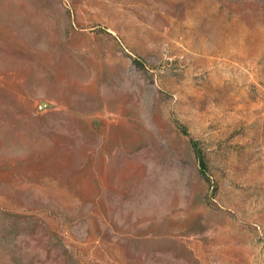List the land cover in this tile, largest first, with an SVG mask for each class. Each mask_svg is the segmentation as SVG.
<instances>
[{"label":"rangeland","instance_id":"obj_1","mask_svg":"<svg viewBox=\"0 0 264 264\" xmlns=\"http://www.w3.org/2000/svg\"><path fill=\"white\" fill-rule=\"evenodd\" d=\"M0 264H264V0H0Z\"/></svg>","mask_w":264,"mask_h":264},{"label":"trees","instance_id":"obj_2","mask_svg":"<svg viewBox=\"0 0 264 264\" xmlns=\"http://www.w3.org/2000/svg\"><path fill=\"white\" fill-rule=\"evenodd\" d=\"M197 156H198V159L200 161V164L203 165L204 164V160H203V156H202L201 152L198 151L197 152Z\"/></svg>","mask_w":264,"mask_h":264},{"label":"water","instance_id":"obj_3","mask_svg":"<svg viewBox=\"0 0 264 264\" xmlns=\"http://www.w3.org/2000/svg\"><path fill=\"white\" fill-rule=\"evenodd\" d=\"M45 103L44 102H42V104H41V106H43Z\"/></svg>","mask_w":264,"mask_h":264}]
</instances>
